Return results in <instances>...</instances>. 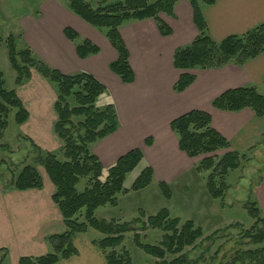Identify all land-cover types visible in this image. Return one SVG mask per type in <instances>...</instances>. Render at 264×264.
I'll return each instance as SVG.
<instances>
[{"label": "trees", "instance_id": "1", "mask_svg": "<svg viewBox=\"0 0 264 264\" xmlns=\"http://www.w3.org/2000/svg\"><path fill=\"white\" fill-rule=\"evenodd\" d=\"M68 9L87 25L103 29L105 38L116 52V59L108 64L110 72L123 83H131L134 73L129 63L128 49L120 36L119 27L127 21L153 19L160 35L171 34V29L158 18L162 12L173 15V7L177 0H123L92 8L83 0H65ZM192 9L193 22L198 35L187 45L175 48L172 55V65L181 71L220 68L230 62L242 65L246 60L264 51V23L242 35H230L219 42L213 41L206 33V25L198 3H213V0H188ZM105 4V5H104ZM63 35L69 41H75L77 32L69 26L63 29ZM7 59L10 68L15 73V86L21 85L30 78V69H34L55 88L53 111L56 119L53 132L61 142L59 160L53 153L42 151L33 144L37 155L34 162L45 170L54 187L51 196L57 206L64 230L61 233L49 235L45 242L50 251L38 257L23 256L18 264H59L60 259H66L76 254L73 238L76 234L85 233L90 227L103 234V238L93 244L102 252L106 264H131L129 253L122 248L120 253L115 248L120 246L124 233L133 232L134 245L145 254L158 260L155 264H194L181 254L168 261L166 254H178L184 247L193 244L201 237V229L194 227L191 220L185 221L180 227L178 218H170L168 210L163 208L156 214L146 217L142 222L139 218L118 223L115 220H98L94 211L104 205H116V194L127 192L123 187L125 176L141 161L143 155L139 148H132L120 155L113 165L107 168L102 180L103 166L89 146L99 139L114 133L118 127V116L112 104L102 109L95 106V100L105 92V86L92 74L87 72L62 73L52 68L44 60L33 57L26 47L18 50L15 39L9 36L6 40ZM98 47L88 39L75 44L78 57L85 58L97 54ZM195 76L184 72L179 75L173 85V90L181 92L194 80ZM216 110L239 111L251 109L256 116L264 114V94H259L253 87H237L227 89L211 101ZM15 110L14 122L21 125L28 118L14 89L7 90L3 72L0 69V137L8 126V115ZM170 130L177 137L178 149L188 157L212 153L220 149H230L229 142L211 125L209 113L192 109L175 118L169 123ZM264 140V132L261 135ZM259 141V142H260ZM146 145L151 144L150 136L144 139ZM253 148V147H252ZM248 149L247 151L251 150ZM43 154V155H42ZM244 153L228 150L217 161L215 156L204 157L196 170H211L206 181V190L212 199H221L227 189L225 177L230 170L236 169ZM153 170L144 167L130 186L137 191L150 184ZM81 179H87L82 191L76 189ZM162 195L169 199L170 189L165 182L158 183ZM42 181L36 169L30 165L24 166L15 179L3 186V190L41 189ZM84 209V220L78 221L76 215ZM243 209L253 219V224L242 233L243 238L253 245L264 241V218L254 201L247 200ZM143 214L141 212V215ZM141 218V217H140ZM139 223L138 227L133 223ZM147 228L159 229L164 232L159 245L141 243L138 230ZM106 249H110L106 252ZM0 264H7V252L0 249ZM264 264V248L254 250H235L229 264Z\"/></svg>", "mask_w": 264, "mask_h": 264}, {"label": "rangeland", "instance_id": "2", "mask_svg": "<svg viewBox=\"0 0 264 264\" xmlns=\"http://www.w3.org/2000/svg\"><path fill=\"white\" fill-rule=\"evenodd\" d=\"M83 1L90 4L92 8L102 5L101 0ZM117 1L123 0H106V4ZM154 1L156 0H150V2ZM67 5L65 0H0V69L4 75L5 88L17 90L32 106L31 116L27 122L21 125L15 124V110H11L7 120L8 126L0 137V190L2 191H4L3 186L15 179L24 166L30 165L38 172L42 187L49 189L51 194L54 192V187L45 170L34 162L37 151L34 150L33 144L42 151L55 154L59 160H62L61 142L53 132V124L56 119L53 111L55 88L33 68L30 69V78L21 85L15 86V73L8 63L5 44L7 38L13 36L18 50L28 47L36 59H41L40 54L48 55L46 38L48 41L50 40V32L46 31L43 26V31L40 33V25H44L46 21L50 22V17L54 14L58 15L61 27L65 28L72 20H75L88 26L87 28L94 31L97 36L105 38L103 29L99 30L87 25L74 15ZM158 18L163 21L169 20L167 14L162 12L158 13ZM172 20L175 21V19ZM132 22L136 21L123 23L125 25H122V31L131 29L129 23ZM82 24L80 25L83 26ZM24 27L26 33H22ZM81 31L84 32L82 29ZM83 39L84 34H80L74 44L81 43ZM42 48L48 50H44L46 51L44 52ZM35 51L39 53L37 54ZM109 74L113 75L111 72ZM110 75H106L107 77L105 76L103 81L98 79L106 90L95 100V106L102 109L107 104H112L116 113L119 109V115L122 117L119 116L120 121H123L124 125L131 126L136 121L134 130L136 129L138 132V140L136 143H130L129 148L123 147L117 153L113 151V148L120 141L113 137L99 139L89 146L90 151L98 157L103 166L101 179H104L107 168L113 165L120 155L132 149L130 145L137 144L138 147L134 148H139L143 157L140 163L125 176L123 187L128 191L116 194V205L107 204L98 207L94 211L95 218L106 221L115 220L118 223H130L139 218L144 222L146 217L165 208L168 210L170 218L179 219L178 227L185 221L191 220L194 227L201 229V237L196 239L193 244L184 247L178 254H166L165 258L168 261L183 254L188 260L195 261L194 264H229L235 250L264 248V241L259 245H253L248 242L247 238L242 237L243 231L249 229L254 222L243 209L244 202L254 201L261 217L264 218V140L258 142L251 150L240 152L245 155L240 159L239 166L228 171L225 177L227 189L224 197L212 199L206 190V181L211 170L198 172L195 168L204 157L215 156V161H217L228 149L188 157L180 150L178 153L172 151L175 150L173 147L172 149L167 148L163 152L152 145L154 142L146 145L144 139L148 137V134L144 133L145 128L139 132V127H143L153 120L149 112L154 110V105L156 107L158 104L159 107L160 103L149 100L145 93L135 96L134 99L130 94L115 95L114 86H112L113 78ZM116 98L119 101L117 108ZM118 124L120 125V123ZM146 166H150L153 170L150 184L137 191L130 190L132 182ZM162 173H165L166 181L161 180ZM86 182L87 179H81L76 185V189L82 191ZM159 182H165L168 185L171 194L169 199L162 195L158 186ZM141 212L143 217L140 216ZM83 216L84 209L76 215V218L80 222L84 220ZM133 226L138 227L139 223L135 222ZM86 232L87 236L93 239L98 236L96 241L104 237L103 234L90 227ZM137 233L140 242L149 245H159L164 234L161 230L152 228L138 230ZM122 248L129 253L131 264H155L158 260L145 254L134 245L133 232L124 233V239L120 246L115 248V251L120 253ZM109 251L110 249H106V252ZM245 263L247 264V262Z\"/></svg>", "mask_w": 264, "mask_h": 264}, {"label": "crops", "instance_id": "3", "mask_svg": "<svg viewBox=\"0 0 264 264\" xmlns=\"http://www.w3.org/2000/svg\"><path fill=\"white\" fill-rule=\"evenodd\" d=\"M198 5L206 25V33L216 42L230 35L245 34L264 23V0H213L211 4L199 2ZM167 16L169 20H162L171 29V34L167 36L160 35L153 19L129 23L131 29L126 31L121 28L125 24L119 27L134 73L131 83H123L112 72L114 76L109 74L108 64L116 59V52L107 39L97 36L85 24L72 20L69 27L77 31L78 36L84 34V39H88L99 49L97 54L78 57L74 41L65 38L64 27L60 26L56 14L51 15L50 22L40 25V33L45 26L46 31L50 32V40L46 38L49 54L39 56L62 73L87 72L101 81L106 75H110L113 78L115 95L130 94L134 99L135 96L145 93L149 100L160 103L159 107L158 104L156 107L154 105V110L149 112L153 120L139 127V132L145 128L144 133L151 137L154 142L152 145L160 151L173 147L175 150L172 151L180 152L169 123L173 118L192 109L209 113L212 127L229 142L228 150L245 152L254 147L264 132V114L256 116L249 108L234 112L216 110L211 106V101L223 91L237 87H253L259 94H264V51L242 65L230 62L214 69H175L172 65L175 48L189 44L198 35V30L193 22L190 3L186 0H179L173 7V15ZM22 33H26L25 27ZM184 72L193 74L195 78L185 90L176 92L173 85ZM15 92L28 112V120L32 106L17 90ZM115 102L117 108L118 98ZM119 113L117 109L120 125L118 124L114 133L103 138L113 137L120 141L113 148L116 153L123 147L129 148L130 143L138 140V132L134 130L137 122L132 121L131 126L124 125L120 121ZM130 147L138 145L132 144ZM165 173H162L163 181L167 180ZM51 196L49 189L43 187L0 190V249L7 252V264H18L19 258L23 256L45 255L50 251L45 238L64 230L60 212ZM87 232L74 236L76 254L60 259L59 264H106L104 255L93 244L99 237H88Z\"/></svg>", "mask_w": 264, "mask_h": 264}]
</instances>
